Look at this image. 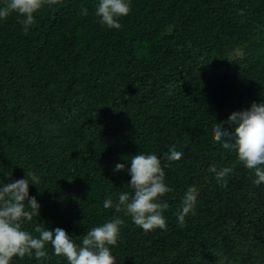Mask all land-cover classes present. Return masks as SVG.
Returning a JSON list of instances; mask_svg holds the SVG:
<instances>
[{
    "label": "trees",
    "instance_id": "1",
    "mask_svg": "<svg viewBox=\"0 0 264 264\" xmlns=\"http://www.w3.org/2000/svg\"><path fill=\"white\" fill-rule=\"evenodd\" d=\"M98 4L59 0L27 34L16 14L0 20V184L39 178L29 195L40 215L23 227H59L80 244L118 215L116 264H264V183L212 133L264 102V0H131L119 30L99 22ZM173 146L183 157L162 159L166 231L145 232L103 207L131 192L132 156L162 157ZM212 166L233 169L226 187ZM192 186L194 214L180 228ZM46 251L11 264H67Z\"/></svg>",
    "mask_w": 264,
    "mask_h": 264
},
{
    "label": "clouds",
    "instance_id": "2",
    "mask_svg": "<svg viewBox=\"0 0 264 264\" xmlns=\"http://www.w3.org/2000/svg\"><path fill=\"white\" fill-rule=\"evenodd\" d=\"M59 0H4L0 7V20L16 14L22 19V29L28 33L30 26L35 23V16L45 6L55 5ZM132 10L131 0H99L96 16L99 22L109 29L119 30L120 20L127 17ZM87 15V9L81 10ZM234 126L226 130L224 124ZM213 140L225 150L236 153L238 161L245 168L254 172V183H264V102H253L248 109L233 112L227 121L215 123L212 128ZM183 153L175 146L163 153H139L131 157L130 169H127L131 179L128 186L131 192L121 193L115 204L111 198L104 201L105 209L114 208L117 214L131 218L132 222L145 232L156 229L167 230V221L163 215L169 207L162 198L171 189L166 183L162 159L178 162ZM125 171L123 163L115 165V172ZM215 179L222 187L227 186V177L232 173L230 167L219 170L210 167ZM26 179L11 180L2 183L0 187V264H11L15 258L24 259L26 256L37 260L47 257L46 246L51 245L54 255L65 258L67 264H116L111 248L118 245L121 227L124 219L114 216L100 226L91 228L77 244L73 236L62 228L48 229L44 225H37L34 233L25 230L24 223L40 215V205L36 198L29 195V185H37L39 178L34 173L26 172ZM31 181V183H30ZM197 200V189L192 186L184 193L181 209L176 213L178 226H185V218L194 214Z\"/></svg>",
    "mask_w": 264,
    "mask_h": 264
}]
</instances>
